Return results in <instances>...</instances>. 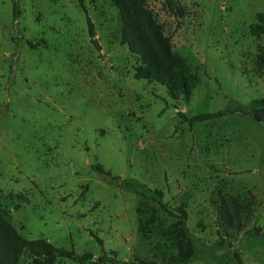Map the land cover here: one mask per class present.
Returning a JSON list of instances; mask_svg holds the SVG:
<instances>
[{"label":"rangeland","instance_id":"374dc122","mask_svg":"<svg viewBox=\"0 0 264 264\" xmlns=\"http://www.w3.org/2000/svg\"><path fill=\"white\" fill-rule=\"evenodd\" d=\"M139 1L195 76L189 95L134 77L111 0H17L16 17L0 0V216L27 242L95 258L264 264V128L249 115L263 107L264 0ZM97 167L160 190L192 242ZM34 261L26 248L16 264Z\"/></svg>","mask_w":264,"mask_h":264},{"label":"trees","instance_id":"16d2710c","mask_svg":"<svg viewBox=\"0 0 264 264\" xmlns=\"http://www.w3.org/2000/svg\"><path fill=\"white\" fill-rule=\"evenodd\" d=\"M111 2L119 10L122 22V42L127 44L130 52L138 55L140 59V64L134 68V77L153 80L165 85L172 97H177L179 94L189 95L195 76L189 72L184 59L172 51L170 37L162 33L160 25L155 22L151 14L140 5L139 0H111ZM163 2L168 9L175 12L173 0H163ZM12 3L13 13L16 17L19 15L17 0H12ZM79 4L82 9H85L82 0H79ZM86 20L91 42L96 48H99L95 39L93 23L89 16H86ZM259 103L264 106V98L259 100ZM179 114L183 121L193 123L220 116L221 112H205L190 117L182 112ZM96 171L100 172L110 184L123 191L138 194L145 199L154 201L163 211L175 216L179 221L183 237L188 242H192V235L186 225L185 211H174L169 208L163 200L160 190L152 189L133 178L112 176L100 167H97ZM225 215H229V213L225 212ZM26 248L35 257L33 264H54L60 258L77 262L94 260L99 264L155 263L139 258L126 261L106 254L95 258L90 253H77L71 249L56 247L45 238H36L27 242L7 220L0 216V264H16Z\"/></svg>","mask_w":264,"mask_h":264},{"label":"water","instance_id":"95a60500","mask_svg":"<svg viewBox=\"0 0 264 264\" xmlns=\"http://www.w3.org/2000/svg\"><path fill=\"white\" fill-rule=\"evenodd\" d=\"M249 115L253 121L259 124L264 128V106L259 108H250ZM264 225V211L261 214V218L259 220V226Z\"/></svg>","mask_w":264,"mask_h":264}]
</instances>
